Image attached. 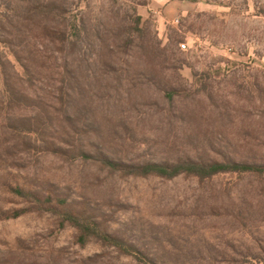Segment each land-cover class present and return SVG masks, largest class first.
<instances>
[{"label": "trees", "instance_id": "1", "mask_svg": "<svg viewBox=\"0 0 264 264\" xmlns=\"http://www.w3.org/2000/svg\"><path fill=\"white\" fill-rule=\"evenodd\" d=\"M150 1L0 0V222L48 214L62 227H71L81 245L100 242L143 264H187L153 256L140 240L123 236L113 226V214L102 203L35 171L30 173V163L52 156L68 165L96 164L124 177H185L201 186L220 176L264 180V162L237 156L219 138L220 145L207 138L192 154L158 157L146 150L136 157L129 154L139 143L125 117L139 107L124 93L125 82H133L135 74L140 82L168 95L172 110L174 97L182 92L167 87L155 65L133 72L141 56L149 63L166 53L176 58L181 51L182 39L169 33L168 45L162 47L156 33L143 23L137 5ZM205 1L232 14L238 6L245 13L251 10L247 0ZM201 15L209 16L198 13L194 19ZM253 16L264 18V0H254ZM194 24L187 29L200 39L213 35L207 31L203 36L205 24L199 31ZM36 40L44 46L36 45ZM178 61L179 67L186 63L180 57ZM207 77L210 73L200 86L207 88L212 101ZM110 114L119 120L107 119L104 131L101 120ZM230 184L228 180L224 187ZM249 205L241 204L234 211V221L244 229L254 219L264 225V211L259 218ZM35 251L21 238L0 240V264H54L50 254L38 258ZM255 259L264 264V255Z\"/></svg>", "mask_w": 264, "mask_h": 264}, {"label": "rangeland", "instance_id": "2", "mask_svg": "<svg viewBox=\"0 0 264 264\" xmlns=\"http://www.w3.org/2000/svg\"><path fill=\"white\" fill-rule=\"evenodd\" d=\"M121 1L135 4L136 0ZM181 1L188 8L180 12L170 9L178 0L137 5L143 23L156 33L162 47L168 45L169 33L187 47L180 46L176 58L166 53L157 62L148 63L141 56L133 70L155 65L167 87L181 89V95L173 99V110L168 95L140 82L135 74L133 82L122 86L139 107L125 117L139 143L129 154L136 157L145 150L158 157L192 154L195 146L202 148L209 138L219 145L225 142L237 156L264 162V18L253 16L254 0H247L248 13L238 6L233 14L205 0ZM198 13L209 16L201 15L197 21ZM202 23L207 28L203 36L213 32L212 43L187 29L194 24L199 31ZM179 57L186 60L181 67ZM207 73L212 101L207 88L200 86ZM107 117L101 120L104 131L107 119L112 123L119 120L113 114ZM116 127L122 131V126ZM29 170L102 203L113 214V226L123 236L140 240L153 256L168 261L177 258L187 264H259L255 256L264 255L262 222L254 219L244 229L233 217L241 204H250L261 217L264 180L220 176L201 186L185 177H124L96 164L68 165L52 156L30 163ZM228 180L231 184L226 189ZM16 238L33 245L38 258L50 254L54 264H143L100 242L81 245L71 227H62L48 214L0 222V240Z\"/></svg>", "mask_w": 264, "mask_h": 264}, {"label": "crops", "instance_id": "3", "mask_svg": "<svg viewBox=\"0 0 264 264\" xmlns=\"http://www.w3.org/2000/svg\"><path fill=\"white\" fill-rule=\"evenodd\" d=\"M187 8L188 6L186 5L184 1L178 0V3H175V6H173L170 9L175 12H180V11H184Z\"/></svg>", "mask_w": 264, "mask_h": 264}, {"label": "built area", "instance_id": "4", "mask_svg": "<svg viewBox=\"0 0 264 264\" xmlns=\"http://www.w3.org/2000/svg\"><path fill=\"white\" fill-rule=\"evenodd\" d=\"M180 46L182 49H185L187 47V44L183 42V43H180Z\"/></svg>", "mask_w": 264, "mask_h": 264}]
</instances>
